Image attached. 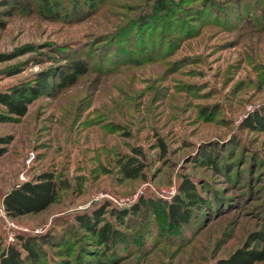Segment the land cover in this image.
I'll return each mask as SVG.
<instances>
[{"label": "rangeland", "instance_id": "1", "mask_svg": "<svg viewBox=\"0 0 264 264\" xmlns=\"http://www.w3.org/2000/svg\"><path fill=\"white\" fill-rule=\"evenodd\" d=\"M14 1L0 0V92L69 59L88 66L64 88L53 72L50 92L20 117L0 104V196L21 170L25 180L47 170L68 182L55 203L15 224L40 234L71 223L72 249L60 257L79 264H210L264 226V127L242 124L253 109L264 118V0H207L231 4L224 17L197 14L205 0ZM126 156L141 164L139 177H122ZM181 178L221 202L203 201L176 232L160 205L122 225L109 213L139 196L168 200ZM102 204L129 243L116 241L108 260L72 219ZM7 237L0 221V250Z\"/></svg>", "mask_w": 264, "mask_h": 264}, {"label": "trees", "instance_id": "2", "mask_svg": "<svg viewBox=\"0 0 264 264\" xmlns=\"http://www.w3.org/2000/svg\"><path fill=\"white\" fill-rule=\"evenodd\" d=\"M43 1V4L47 6V1ZM235 1L236 3L239 2ZM156 2L159 8L165 7L163 6V0H156ZM221 4L216 2L210 4L205 0L204 9L199 10L197 14L206 10L205 12L213 17H224L226 15L225 11L230 9L231 4H228V6ZM139 20L142 19L139 18ZM63 66L64 68L57 72H55L56 70L50 71L48 69L39 71L32 83L16 85L6 92H0V104L5 108V112L16 117L24 115L26 106L33 99L37 98L42 92H50L53 82L49 80L54 76L53 72L57 77L56 87L64 88L74 84L76 79L87 71L88 67L87 63L79 57L69 59L67 64ZM55 89L53 88L52 90ZM242 120L244 128L264 127V123H262L264 121L263 114L257 109H253ZM202 158H204L203 161L216 165L213 159L210 158V154L201 153ZM118 168L122 177L128 179L139 177L142 170L141 164L130 156L120 158ZM66 188H68L67 180L58 177L52 171H41L29 180H24L17 186H12L7 192L2 194V205L10 218L34 215L55 203L59 192ZM216 200L219 201L220 199L213 196L211 200H207L202 195L201 188H198L190 179L181 178L176 188V193L168 200L139 196L130 206L120 209L112 208L109 213L114 217V221L117 224L122 225L125 222V217L135 214H139L141 217L146 213V210H153V207L157 208L160 205L166 208L165 219L167 228L170 229V232H176L180 230L181 226L188 224L192 216L197 218L202 213L198 206L203 204V201L211 205ZM106 207H108V204H102L89 212L84 211L77 214L72 219L77 227L84 229L85 233L92 237L91 240H93L94 244L102 246L103 249L100 254L104 256V259L108 260L116 241H122L118 243V246L121 245V247L129 243H126L125 236H119V230L109 220L103 218V215L108 212V210H105ZM155 212L157 213V211ZM151 215L153 216L154 214L152 213ZM59 225L61 226L62 224L59 223ZM64 226H61L64 231H54L52 229L40 234L17 233L14 241L6 243L1 248L0 264H79L76 261L70 262L67 257H60L70 254L72 249L70 240H72L74 235L71 223ZM49 247L52 248L51 251L48 249ZM77 258L82 260L84 264H104V260L97 257H94L92 261L85 258L80 259V256H77ZM263 258L264 226L250 230L239 245L235 246L226 255L214 258L210 264H253Z\"/></svg>", "mask_w": 264, "mask_h": 264}, {"label": "built area", "instance_id": "3", "mask_svg": "<svg viewBox=\"0 0 264 264\" xmlns=\"http://www.w3.org/2000/svg\"><path fill=\"white\" fill-rule=\"evenodd\" d=\"M33 158V154L29 153L27 156H24V160L22 162V166L25 168L28 167L29 163L31 162V159ZM19 182L17 184H15V186H17L19 183H21L22 181H24L25 179L23 178V172L22 170L19 172ZM0 221H1V226L4 229V231L8 233V237L7 239H5V242H11L13 240V238H15V235L17 233H26L27 234V228L25 226H20L15 224L12 221V218L8 217L3 205H2V199L0 196ZM32 233H34L32 231Z\"/></svg>", "mask_w": 264, "mask_h": 264}]
</instances>
